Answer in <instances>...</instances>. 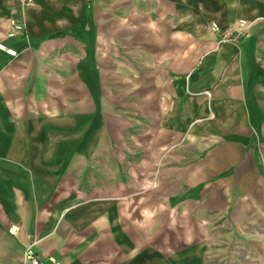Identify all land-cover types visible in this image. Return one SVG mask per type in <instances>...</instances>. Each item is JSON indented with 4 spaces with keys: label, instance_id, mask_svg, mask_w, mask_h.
<instances>
[{
    "label": "crops",
    "instance_id": "obj_1",
    "mask_svg": "<svg viewBox=\"0 0 264 264\" xmlns=\"http://www.w3.org/2000/svg\"><path fill=\"white\" fill-rule=\"evenodd\" d=\"M0 43V264H264V0H0Z\"/></svg>",
    "mask_w": 264,
    "mask_h": 264
},
{
    "label": "built area",
    "instance_id": "obj_2",
    "mask_svg": "<svg viewBox=\"0 0 264 264\" xmlns=\"http://www.w3.org/2000/svg\"><path fill=\"white\" fill-rule=\"evenodd\" d=\"M18 1H19V3H25L26 1H29V0H18ZM248 26L249 25L246 24L245 21L240 20L239 21V27H240L239 32L237 34L232 35V36L223 34L222 35V41L223 40H237L239 38V36L242 35L244 33V31L248 28ZM211 28L215 32L225 31L220 26H218L216 23H212ZM0 49L4 50L10 56L16 55L15 50H13L11 48H7L6 46H4L1 43H0ZM21 264H44V263L36 255V253L33 251L32 247L27 246L23 252Z\"/></svg>",
    "mask_w": 264,
    "mask_h": 264
}]
</instances>
